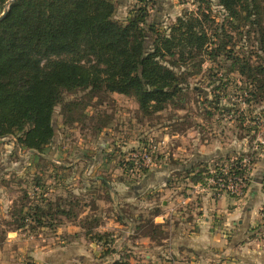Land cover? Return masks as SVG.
Listing matches in <instances>:
<instances>
[{"label":"trees","instance_id":"trees-1","mask_svg":"<svg viewBox=\"0 0 264 264\" xmlns=\"http://www.w3.org/2000/svg\"><path fill=\"white\" fill-rule=\"evenodd\" d=\"M6 1L0 0V5ZM139 1L124 22L113 19V0L10 2L0 19V145L13 138L41 154L55 136V107L61 105L64 122L75 121L71 113L79 101H65V94L79 91L131 97L139 111L149 115L176 105L190 90L197 92L196 86L191 89V80L204 71L208 86L213 85L200 94L208 117L213 114L210 109L229 110L221 99L227 95L230 73L238 75L236 89L250 97L245 99L264 101V0H204L208 6L182 11L165 30L157 28L155 19L147 22L148 2ZM211 2L223 12L219 22L209 9ZM248 41L252 43L245 44ZM206 63L210 65L204 69ZM128 165L134 169L133 162ZM57 172L35 174L43 177L31 188V195L40 196L39 203L24 214L20 209L12 212L13 231L51 226L57 213L73 221L78 218L77 198H71L67 208L66 193L45 200V188L50 187L43 179H55ZM202 173L192 165L177 174L202 183ZM99 221L93 213L79 224L88 238L106 244L109 233L93 231ZM141 226L156 241L167 235L151 218Z\"/></svg>","mask_w":264,"mask_h":264},{"label":"rangeland","instance_id":"rangeland-1","mask_svg":"<svg viewBox=\"0 0 264 264\" xmlns=\"http://www.w3.org/2000/svg\"><path fill=\"white\" fill-rule=\"evenodd\" d=\"M113 1L115 3L113 19L118 22H124L131 10L140 4L139 0ZM6 2L3 6L0 5V14L7 7ZM144 2H148L147 22L155 19L159 22L157 27L159 30H165L184 10L195 11L199 4L201 7L208 6L204 0H144ZM209 7L215 21H221L222 10L212 2ZM147 42H150V35ZM251 43L252 41L245 42L247 45ZM209 65L206 63L203 68ZM205 74L203 71L197 78L191 80V89L196 86L199 91L190 90L187 96L176 102V105L170 104L162 111L149 115L142 114L137 103L125 95L98 93L90 96L88 91L65 94V101H79V107L75 113H71L75 119L73 122H64L61 105L54 109L53 139L59 131L61 135L58 152H51L50 144L39 154L18 145L13 138L1 140L2 252H14L17 247L24 245L21 241L8 242L10 232L16 227L12 212L20 209L21 214H24L29 207L39 203L40 196L31 195V188L32 185L42 182L43 177L35 175L40 172L48 174L57 170L64 174L66 208L70 205L71 198H77L74 211L81 214L79 218L81 220L94 212L100 215L99 220L103 222L112 216L107 184L96 182L95 176H101L109 183L108 185L115 186L123 178L131 182L137 181L136 169L143 171L154 166L176 165L179 169L175 173H181L194 157L196 160L191 164L196 170L203 172L200 177L201 185L212 190V194L216 196L226 194L244 200L245 192L255 186L264 196V101L245 99L249 96L241 94L236 89L235 84L240 85L237 81L238 75L230 73L231 81L227 95L221 99V104L225 103L229 110L210 109L213 114L208 117L205 112L206 103L200 94L208 91L213 85L208 86L209 79ZM239 119H242V123ZM100 142L107 143V147L104 146L97 155ZM52 155L59 157V163L51 160L54 158ZM146 155L150 157L147 166L143 161ZM96 160H101V163L90 164ZM129 162H133L134 169L129 168ZM231 168L237 170L236 174L242 178L239 195L214 190L213 180L221 176L224 170L231 173ZM15 171L18 174H15ZM182 175H178L175 182L179 183L178 191L186 193V189L193 188L181 187L184 186L181 185L183 179L179 178ZM74 176L77 177L73 179ZM43 183L45 187H53L57 182L43 179ZM61 185L59 181V186ZM217 192L222 194L217 195ZM160 198L168 199V195H161ZM259 203L260 208L256 217L264 220V197ZM96 206L99 207L93 209ZM67 220L69 218L66 217V226L70 225ZM259 226L252 230L256 229L255 232L260 233L264 239V228L258 229ZM55 229L51 226L43 229L23 227L16 232L21 236L38 234L47 236L53 234Z\"/></svg>","mask_w":264,"mask_h":264},{"label":"crops","instance_id":"crops-1","mask_svg":"<svg viewBox=\"0 0 264 264\" xmlns=\"http://www.w3.org/2000/svg\"><path fill=\"white\" fill-rule=\"evenodd\" d=\"M60 138L59 131L50 144L51 152L59 151ZM104 146L107 143L100 142L97 155ZM51 160L60 161L59 157ZM195 160L196 157L191 158L188 166ZM178 169L176 165L137 169V181L123 178L115 186L95 176L96 182L107 184L112 216L99 221L93 231L109 233L108 243L86 236L78 222L81 214L76 221L67 220L70 225L66 226L64 215L57 213L49 223L56 228L53 234L21 236L11 231L8 242L21 241L24 245L14 252L5 253L0 249V264H116L119 261L126 264H264V239L256 229L252 230L257 225H260L258 229L264 228V220L256 217L263 193L254 186L245 192L244 200L226 194L216 196L212 190L188 178L183 179L181 187L193 189L183 193L178 191L179 183L175 182ZM49 179L57 183L45 188V200L49 196L56 195L57 199L64 196V174L57 172L55 179ZM164 194L168 199L160 198ZM145 218L162 226L167 235L156 241L143 233L142 226H138ZM46 226L49 225L43 224L40 228Z\"/></svg>","mask_w":264,"mask_h":264},{"label":"built area","instance_id":"built-area-1","mask_svg":"<svg viewBox=\"0 0 264 264\" xmlns=\"http://www.w3.org/2000/svg\"><path fill=\"white\" fill-rule=\"evenodd\" d=\"M143 161L145 166H147L150 163V157L146 155ZM213 182L215 184L214 190L235 193L237 195L241 194L242 178L233 172L229 173L224 170L221 172V176L216 177V180H213ZM216 194L221 195L222 193L217 192Z\"/></svg>","mask_w":264,"mask_h":264},{"label":"water","instance_id":"water-1","mask_svg":"<svg viewBox=\"0 0 264 264\" xmlns=\"http://www.w3.org/2000/svg\"><path fill=\"white\" fill-rule=\"evenodd\" d=\"M11 1H12V0H8V1L6 2L7 7L4 8V9H3V12L0 14V19L3 18L4 15L6 14V12H7V10H8V5L10 4Z\"/></svg>","mask_w":264,"mask_h":264}]
</instances>
